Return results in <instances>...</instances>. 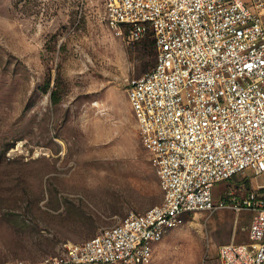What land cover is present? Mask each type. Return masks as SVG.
<instances>
[{
	"label": "rangeland",
	"instance_id": "1",
	"mask_svg": "<svg viewBox=\"0 0 264 264\" xmlns=\"http://www.w3.org/2000/svg\"><path fill=\"white\" fill-rule=\"evenodd\" d=\"M155 61L109 28L102 0H0V262H41L163 202L128 92ZM262 182L240 174L216 197ZM253 217L196 212L149 264H220Z\"/></svg>",
	"mask_w": 264,
	"mask_h": 264
},
{
	"label": "built area",
	"instance_id": "2",
	"mask_svg": "<svg viewBox=\"0 0 264 264\" xmlns=\"http://www.w3.org/2000/svg\"><path fill=\"white\" fill-rule=\"evenodd\" d=\"M102 1L129 44L154 39L155 65L128 92L164 199L34 264H149L188 216L218 209L254 212L249 241L221 245L220 264H264V0ZM240 174L263 182L217 198Z\"/></svg>",
	"mask_w": 264,
	"mask_h": 264
},
{
	"label": "trees",
	"instance_id": "3",
	"mask_svg": "<svg viewBox=\"0 0 264 264\" xmlns=\"http://www.w3.org/2000/svg\"><path fill=\"white\" fill-rule=\"evenodd\" d=\"M144 41H146L147 43H149V44H151L152 45V47L154 48V51H155V44H154V39H153V37L151 36V35H149L148 37H146L143 41H141V42H144ZM155 54H156V51H155ZM52 98H53V101L54 102H59L60 101V96H59V93H58V91H53L52 92ZM237 177V176H236ZM236 177H234L232 180H234ZM231 180V181H232ZM248 195V194H247ZM264 198V197H263ZM190 216H188L187 218H189Z\"/></svg>",
	"mask_w": 264,
	"mask_h": 264
}]
</instances>
